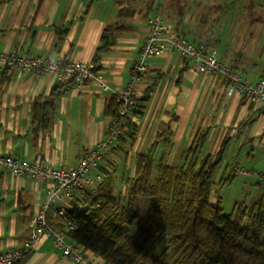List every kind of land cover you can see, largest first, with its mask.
Masks as SVG:
<instances>
[{"label":"crops","instance_id":"crops-1","mask_svg":"<svg viewBox=\"0 0 264 264\" xmlns=\"http://www.w3.org/2000/svg\"><path fill=\"white\" fill-rule=\"evenodd\" d=\"M237 4L238 10L233 16L225 13V5L212 10L211 19L215 24L213 38L208 40H203L205 34H199L194 28L205 22L198 8H190L185 16L179 13L175 19L168 14L165 20L179 34L184 32L186 38L190 36L195 46L204 42L203 47L216 50L222 64L253 85L264 75V8L257 4L254 10L248 11L244 0H237ZM120 8L114 0H0V53L14 49L20 56L32 58L82 60L95 67L110 88L103 92L89 84L80 91L72 87L63 92L53 99L44 128L39 121L43 103L55 88L66 84L57 83L47 73L15 70L0 73L1 154L31 164L39 162L43 167L72 169L80 163L86 149L105 138L111 123L104 115L105 107L126 84L140 45L148 34L146 20L154 14H144L143 19H138L139 12L134 11L129 17H118ZM114 24L122 28L111 37L113 42L108 48L97 54L105 28ZM261 24L263 28L257 27ZM57 27L67 28L62 41H57ZM95 54L98 58L93 64ZM153 82L156 86L135 118L137 136L133 148L122 144L116 149L115 145L101 159L107 177L118 174L114 185L122 188L115 192L125 190L121 184L123 175H135L138 154L150 152L156 162L163 159L168 165L176 166L194 136L205 128L209 129L205 154H215L224 138H233L215 181L224 167L227 173L235 165L264 171L263 106L244 100L240 92L228 95L227 81L221 75L195 76L177 53H165L149 61L138 88L139 97ZM249 115H253V123L236 137L238 126ZM157 135H160L158 142ZM50 186L47 181L15 177L7 170H0V252L7 248H25L34 207L45 203ZM260 188L263 191H249L253 194L248 200L250 204L264 197V188ZM142 202L146 206L143 214L147 211V200L137 198L139 215ZM87 255L104 264L101 257L89 251ZM18 264L75 263L62 258L51 241L45 240Z\"/></svg>","mask_w":264,"mask_h":264},{"label":"trees","instance_id":"trees-1","mask_svg":"<svg viewBox=\"0 0 264 264\" xmlns=\"http://www.w3.org/2000/svg\"><path fill=\"white\" fill-rule=\"evenodd\" d=\"M114 1L121 7L118 17L133 15L134 10L124 6L123 0ZM121 28L118 24L105 28L97 54L108 48L113 42L111 37ZM66 33L67 28L57 27V41H62ZM182 35L186 37L184 32ZM203 45L204 42H200L198 47ZM97 54L93 64L97 63ZM93 72H97L95 67ZM155 86L153 82L136 100V117ZM71 88L70 84L55 88L43 103L39 121L44 128L53 108V99ZM104 115L111 121L117 120L115 97L107 103ZM253 121V115H249L240 123L236 137ZM168 131L169 128L166 133ZM208 133L209 129L205 128L194 136L176 166L168 165L163 159L156 162L150 152L138 154L135 175H123L121 179L125 186L123 193L114 191L112 176L106 177L96 192H82L85 210L80 212L73 207L66 212V218L74 228L66 232L67 238L101 257L104 264H264V197L250 207L245 199L236 201L227 215L223 213L216 191L237 176L233 172L234 166L228 173L224 167L219 179L215 181V178L233 138H224L215 154H205ZM136 136V124L128 121L127 131L119 137L116 149L122 144L132 149ZM156 139L158 142L160 135ZM137 198L147 200V211L142 217L136 212ZM163 244L165 247L156 253Z\"/></svg>","mask_w":264,"mask_h":264},{"label":"built area","instance_id":"built-area-1","mask_svg":"<svg viewBox=\"0 0 264 264\" xmlns=\"http://www.w3.org/2000/svg\"><path fill=\"white\" fill-rule=\"evenodd\" d=\"M146 23L148 34L140 45L126 84L116 93L117 120L111 121L103 140L84 151L80 163L75 168L43 167L39 162L31 164L0 153V170H7L15 177H31L51 183L45 203L34 207L28 224L29 236L25 248H7L0 252V264H17L24 255L45 240L51 241L62 258L75 264H100L88 257L87 250L67 238L66 232L74 228L66 218V212L73 207L83 212L85 201L82 192H96L97 187L107 177L106 170L101 166V159L127 131V122L137 123L135 113L136 100L139 98L138 88L151 59L159 58L165 53H177L183 62L188 63L195 76L221 75L227 81L228 95L240 92L248 101L264 107V75L251 85L233 69L222 64L218 60L216 50L195 46L179 34L161 14H151ZM6 70L47 73L52 75L57 83L70 84L78 91L89 84L100 91H110L106 82L93 72V66L82 60L32 58L20 56L13 49L0 53V73ZM233 172L237 176L252 178L264 186V172L238 165L233 167Z\"/></svg>","mask_w":264,"mask_h":264},{"label":"rangeland","instance_id":"rangeland-1","mask_svg":"<svg viewBox=\"0 0 264 264\" xmlns=\"http://www.w3.org/2000/svg\"><path fill=\"white\" fill-rule=\"evenodd\" d=\"M170 3L171 0H123V5H126L135 12H139L138 13L139 16L137 17L138 19H143L144 14L148 15L151 12L161 14L164 19H167L168 18L167 15L171 14L172 17L175 19L176 18L175 16L178 15L179 13L184 14L185 16L190 8L191 9L198 8L199 12L203 14V19H205V22L204 24H200L194 28L197 29L196 31H198L199 34L200 33L205 34L204 38H202L203 40L204 39L208 40L213 38L212 31H214L213 27L215 23H213L211 19L212 18L211 15L213 14L212 10L214 8L220 7L222 9V6L225 5L226 8L225 13L228 14L229 16H233L238 10L237 0H174V2L171 5ZM257 4H261V6H263L264 8V0H244V7L247 8L248 11L254 10L255 5ZM156 8L158 9L156 12H154ZM256 12L258 11L256 10ZM246 13L248 14V12ZM225 17L226 15L224 16V18ZM210 26L213 27L211 28ZM209 27L212 30H210ZM257 27L263 28V25L262 24L259 26L257 25ZM187 39L195 44L194 40L190 36H187ZM199 43L200 42H198V44ZM223 62L227 63L226 61ZM256 171L264 172L260 170H256ZM117 177L118 174L114 176V179H117ZM115 188L120 189L122 187L121 185H115ZM253 190L263 191V189L256 184L255 180L242 176H235L230 184L219 186L216 191V196L219 197L221 200L223 213L227 215L231 211L234 202L243 199L246 200V205L250 207L251 204L249 203L248 200L253 194L249 193V191L254 192ZM143 205L144 203L142 202V204L140 203L138 207V212H140V215L141 213L143 215L146 209V206L143 207ZM164 247L165 244H163L160 248H158L156 250V253H159Z\"/></svg>","mask_w":264,"mask_h":264},{"label":"bare ground","instance_id":"bare-ground-1","mask_svg":"<svg viewBox=\"0 0 264 264\" xmlns=\"http://www.w3.org/2000/svg\"><path fill=\"white\" fill-rule=\"evenodd\" d=\"M145 74V73H144ZM72 86V85H71ZM73 87V86H72Z\"/></svg>","mask_w":264,"mask_h":264}]
</instances>
